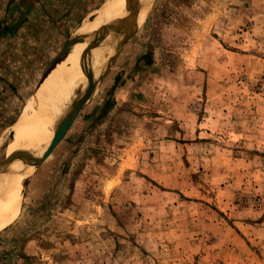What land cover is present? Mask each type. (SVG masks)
Here are the masks:
<instances>
[{
	"label": "rangeland",
	"instance_id": "obj_1",
	"mask_svg": "<svg viewBox=\"0 0 264 264\" xmlns=\"http://www.w3.org/2000/svg\"><path fill=\"white\" fill-rule=\"evenodd\" d=\"M112 1L0 0V174L47 69ZM146 10L106 38L95 92L23 180L0 264H264V0Z\"/></svg>",
	"mask_w": 264,
	"mask_h": 264
},
{
	"label": "bare ground",
	"instance_id": "obj_2",
	"mask_svg": "<svg viewBox=\"0 0 264 264\" xmlns=\"http://www.w3.org/2000/svg\"><path fill=\"white\" fill-rule=\"evenodd\" d=\"M133 1H140L138 4L140 9L138 23H140L147 13L146 8L148 7V0ZM124 2L125 7L123 6V3L121 4L112 1L107 6L109 8H104L102 19L87 23V25L83 28V31L82 27H79V30L77 29L78 32L74 38V41L70 39L72 41L71 49L66 55L62 56V58L65 59L62 60V62H60L58 65L56 64L55 66L57 67L51 72V74H49V76H47L48 80L46 79L47 82L39 95L43 93L45 88L46 90L48 88L50 91L48 90V93L42 95V97L39 98V102L33 108L35 111V113H33V118L30 115V123L26 121L27 129H21L17 124L13 126L15 136L7 146L6 163L0 174V190L2 189L3 185H6V183H8V185L11 184L13 190L8 192L7 190H4L6 187L4 186L3 195H0V230L17 217L16 209L18 210L21 205L18 200L17 191L23 187V180L28 177L34 169V166L31 165L30 160H28L31 157L30 154L34 151V142L38 140L40 135H42L44 140H38V144L35 145V151L37 154L35 155L40 156L45 146L47 147L49 143L56 138L54 130L57 123L61 120V123L65 124V121L70 117L67 115H70L75 103L79 98V95H76V91L73 93V90L67 88V85H62V82L66 79H70V81L75 80L74 82L77 83L79 82L78 79L80 78V87L85 89L89 81L92 80V77L95 78L97 74L101 72V68L105 64L102 61V53H105L107 49V39L101 42V51L97 53L96 58L94 57L93 60H91L93 57V49L89 48V45L93 39L97 37L99 33L105 31L109 27L126 25L137 19V13L135 14L134 10L131 15L129 14L128 1L124 0ZM129 7L131 8L130 5ZM123 21L125 22L124 24H122ZM110 36L114 38L113 41H115L118 37L117 35ZM111 42L109 41V43ZM94 46H96V44H94ZM89 49L91 53L87 52ZM92 61L93 64H95V67L92 64ZM90 64L93 67L92 70ZM22 130H24L26 133ZM27 169L29 170L26 172Z\"/></svg>",
	"mask_w": 264,
	"mask_h": 264
},
{
	"label": "water",
	"instance_id": "obj_3",
	"mask_svg": "<svg viewBox=\"0 0 264 264\" xmlns=\"http://www.w3.org/2000/svg\"><path fill=\"white\" fill-rule=\"evenodd\" d=\"M127 1L129 3V5L132 7V9L134 10L135 14L137 13L136 14L137 15V19L135 21L129 23V24H126V25H117V26H113V27L107 28L105 31L99 33L98 36L93 39V41L91 42L89 47H92L96 43L103 42L110 35H117L119 37H121V36L126 37L127 35H129L133 31H135L137 29V27H139L141 25V24L138 23V21H139V12H140L139 5H137L136 3L132 2L131 0H127ZM151 4L152 3L150 2L149 3V9L151 7ZM123 40L124 39H121V45L123 43ZM71 44H72V42H71ZM87 52L89 53L90 49L87 50ZM59 59L60 58H57L56 60H54V64L47 69L46 77H47V75H49L51 73V71L53 70V68L55 67V65L57 64V61ZM108 64H110V63H108ZM104 73H105V64L101 68V77H102V75ZM101 77H98L97 79L95 77V78H93L92 80L89 81V83L85 87L83 93L80 95V97L78 98L77 102L75 103L74 108H73V110H72V112L70 114V117L65 121V125H62L61 120L57 123V125L55 127V130H54L55 131L54 134L56 135V138L54 140H52L47 147L45 146V148H44L43 152L41 153V155L40 156L31 155V157L28 159V160H30V164L33 165L34 168L38 167L40 165V163L44 160L46 155L51 151L53 146L60 140V138L62 137L63 133L68 129V127L70 126L72 120L77 115L79 110L83 107V105L87 102V100L93 94L95 88L99 84V81H100Z\"/></svg>",
	"mask_w": 264,
	"mask_h": 264
},
{
	"label": "crops",
	"instance_id": "obj_4",
	"mask_svg": "<svg viewBox=\"0 0 264 264\" xmlns=\"http://www.w3.org/2000/svg\"><path fill=\"white\" fill-rule=\"evenodd\" d=\"M93 1V0H92Z\"/></svg>",
	"mask_w": 264,
	"mask_h": 264
}]
</instances>
